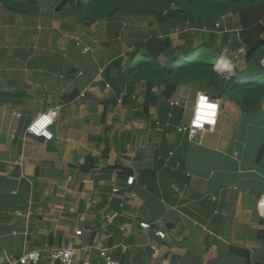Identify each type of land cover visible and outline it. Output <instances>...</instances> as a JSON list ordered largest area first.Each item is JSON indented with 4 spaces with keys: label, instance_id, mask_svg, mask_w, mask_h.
Returning a JSON list of instances; mask_svg holds the SVG:
<instances>
[{
    "label": "crops",
    "instance_id": "1",
    "mask_svg": "<svg viewBox=\"0 0 264 264\" xmlns=\"http://www.w3.org/2000/svg\"><path fill=\"white\" fill-rule=\"evenodd\" d=\"M50 9L41 22L61 24ZM20 36L0 37L5 46L26 40L32 51L0 47V91L20 95L0 103V264L60 247L75 251L77 263L104 264L107 251L120 264H264V215L257 208L264 199V101L249 115L223 96L216 131L191 139L166 132L157 107L137 116L144 82L128 102L116 101L109 77L117 71L107 67L126 59L129 46L105 34L95 49L87 38L76 41L88 53L60 47L47 57L39 37ZM224 55L222 76L235 67ZM75 91L80 95L66 103ZM51 107L60 111L54 138L27 134ZM87 156L97 160L90 172L81 170Z\"/></svg>",
    "mask_w": 264,
    "mask_h": 264
},
{
    "label": "trees",
    "instance_id": "2",
    "mask_svg": "<svg viewBox=\"0 0 264 264\" xmlns=\"http://www.w3.org/2000/svg\"><path fill=\"white\" fill-rule=\"evenodd\" d=\"M0 6L14 16L30 20L35 29L43 19V9L48 8L54 19L61 21L62 27L66 24L64 20L74 19L87 30L98 22L118 16L149 19L150 25L157 23L161 31L155 29L129 43L127 58L115 59L107 70L117 71L115 77H109L116 101L122 96L123 101L128 102L135 96L138 85L146 84L145 100L137 116L146 118L151 109L157 107L159 122L166 132H178L177 127L186 120L183 102L173 105L184 89H190L192 95L199 91L210 96L221 93L249 115L260 110L263 104L264 0H0ZM229 14L237 16V38L225 31L223 25L216 27L222 17ZM172 27L194 31L196 38L186 37L187 44L176 47L170 34ZM241 47L246 50L242 55V73H236L239 70L236 66L233 75L224 78L216 70L222 52ZM75 48L80 50L77 43ZM45 61L46 66L51 63ZM78 95L75 91L66 95L64 101L69 103ZM19 96L0 91V103L14 102ZM96 164L94 157L87 156L81 170L90 172Z\"/></svg>",
    "mask_w": 264,
    "mask_h": 264
},
{
    "label": "rangeland",
    "instance_id": "3",
    "mask_svg": "<svg viewBox=\"0 0 264 264\" xmlns=\"http://www.w3.org/2000/svg\"><path fill=\"white\" fill-rule=\"evenodd\" d=\"M6 14L8 15V17H4L0 12V37L21 35L22 38H24V40L25 38L39 37L41 41L39 46L41 48H45L44 53H46L47 57H50V55L52 54H56L58 52L56 51V49H60V47L74 48L75 44L77 43L76 41L81 40L83 38H87L89 41L87 45L90 46L92 49H95V48H99V45L96 42L97 38L100 35L105 36L106 34L107 36L111 37L110 38L111 42H113L115 45L116 43H119L118 47L125 49L127 46H129L128 44L134 41L136 38L139 39L141 38V36L143 37V34L149 33L155 29L156 31H161L157 23H154V25H150L149 19L135 20V19L126 18L124 16H118L109 21L98 22L99 24L93 25L91 27L92 31L90 33L87 32V34H86V30L81 28L75 22L74 19L64 20L66 22L64 27H61V24L59 23L52 24V22L51 23L40 22L39 26H37V28L35 29L31 27L33 23L30 20H26L18 16H10V13H6ZM237 20H238L237 16L229 14V15L224 16V19H221L219 22L221 23V25H223V28L225 29V31L232 32V35L235 36V38H237V31H235L236 28L234 27L235 23H237ZM187 31L186 30L182 31L178 27L171 28L170 34L174 40V44L177 45L176 47L181 48L185 46L187 44L186 37H189V39L196 38L193 34L194 31H191V30H187ZM217 34L221 36L220 31H217ZM115 36H118L116 37L117 39L113 38ZM42 37L45 39L44 41ZM26 42L27 41L25 40L21 44L16 42L14 44H8V46H13L14 52L18 48H20V46L21 47L24 46L26 50L21 49L22 51H29L30 53H32L30 45L26 44ZM5 45L6 44L0 43V47H3V49L5 47H8ZM227 51L228 52H226V56L227 55L231 56L230 62L233 63L235 67L237 66L239 68V70H236V73L241 74L242 71H240V69H243L242 66L244 64V59L242 55L245 54L246 50L243 47H241L240 49L233 50V51L227 49ZM221 56L217 62L216 67L218 66V63L222 60ZM230 74L231 75L233 74L232 70L228 75H223V77L230 78L229 77ZM262 80H264V77L262 78ZM144 88H145L144 84H140L141 91H143ZM184 90H182L184 91V93H182L180 97H177V100L179 99L180 103L181 102L184 103L185 116L187 120L189 119V116L192 110L191 99H192L193 93L191 92L190 89L189 90L184 89ZM184 94L186 96H184ZM225 99H228V98L224 96V100ZM222 110H224V108H222L221 111ZM225 111H226L225 113H228L227 111H230V109H226ZM198 137L199 136H197V138Z\"/></svg>",
    "mask_w": 264,
    "mask_h": 264
},
{
    "label": "built area",
    "instance_id": "4",
    "mask_svg": "<svg viewBox=\"0 0 264 264\" xmlns=\"http://www.w3.org/2000/svg\"><path fill=\"white\" fill-rule=\"evenodd\" d=\"M224 19V17L222 18ZM216 27H221V23L218 22L216 24ZM91 51V48L89 47H84V53H88ZM228 52L227 50L223 51V54H226ZM241 53V52H239ZM221 62V61H220ZM261 65L264 68V58L261 61ZM219 66V65H218ZM217 69L220 70L221 68ZM109 87V86H108ZM204 96L207 98L208 103H212L216 105V113L215 116L212 118L214 120V123H207L205 121H202L201 123L203 126H198L195 121H196V116L197 113L200 110V97ZM49 102L51 103V98L49 99ZM178 105L179 102L173 103V105ZM221 109L222 105L219 100L213 99L209 94L206 92L199 93L193 103L192 110H191V115L189 116V119L185 120V122L182 123V125L177 127L178 133H183L187 134L188 138H195L199 133L205 132V133H214L217 129L220 114H221ZM54 114V115H53ZM60 114L59 108L57 107H51L47 111L41 113L38 115L30 125H32L34 122H36L38 119H40L44 115L50 116L52 118V124L48 125L47 128L45 129L46 131L51 133V138H48L44 135H36L30 131H28L30 125L26 129L27 134L39 138H43L46 141H51L54 138V135L51 131V128L54 126L56 123V119L58 118ZM170 156H173V153H170ZM168 159H166L167 161ZM180 163H177L176 167L173 170H177L180 168ZM134 181V178H129L127 180L128 185H132ZM114 192H118V189H115ZM264 199L259 202L257 208L258 211L261 215H264V205H263ZM140 226L144 229L150 228V225L148 223H141ZM77 235H81V231L77 233ZM156 236L165 239L166 235L163 231H157ZM45 254L49 255L48 258V264H90L89 261H83L77 263L75 260V251L72 249L60 247V248H47L45 250L40 249V250H33V251H28L25 252L17 261L16 264H40L41 261H43ZM101 257L103 259L104 264H120V262L117 259H114L107 251H102Z\"/></svg>",
    "mask_w": 264,
    "mask_h": 264
},
{
    "label": "clouds",
    "instance_id": "5",
    "mask_svg": "<svg viewBox=\"0 0 264 264\" xmlns=\"http://www.w3.org/2000/svg\"><path fill=\"white\" fill-rule=\"evenodd\" d=\"M222 55L224 54L222 53ZM234 68L232 70L233 72H234ZM216 70H218L217 67H216ZM230 76L231 74L229 75V77ZM215 113H216V105L212 103H208L207 98L204 96H201L200 97V110L197 113L195 123L201 127L203 126V124L201 123L202 121H205L209 124L214 123V120L212 118L215 116ZM52 122L53 121H52V118H50V116L44 115L40 119H38L36 122H34L32 125H30L28 131L36 135L42 134L48 138H51V133L46 131L45 129L47 128L48 125L52 124Z\"/></svg>",
    "mask_w": 264,
    "mask_h": 264
},
{
    "label": "water",
    "instance_id": "6",
    "mask_svg": "<svg viewBox=\"0 0 264 264\" xmlns=\"http://www.w3.org/2000/svg\"><path fill=\"white\" fill-rule=\"evenodd\" d=\"M84 47H85V45L84 44H82V45H80V49H84ZM232 76V75H231ZM230 76V77H231ZM202 92H205V91H202ZM213 99H217V100H220L222 97H223V95L221 94V93H219V94H217V95H213V96H211ZM182 105H184L183 103H182ZM224 107V104L222 105V108Z\"/></svg>",
    "mask_w": 264,
    "mask_h": 264
},
{
    "label": "bare ground",
    "instance_id": "7",
    "mask_svg": "<svg viewBox=\"0 0 264 264\" xmlns=\"http://www.w3.org/2000/svg\"><path fill=\"white\" fill-rule=\"evenodd\" d=\"M222 64H226V62H225V63H224V62H220L218 68H220V67L222 66ZM226 67H227V66H226ZM221 69H226V68H221ZM224 71H225V70H224ZM263 205H264V202H263Z\"/></svg>",
    "mask_w": 264,
    "mask_h": 264
}]
</instances>
